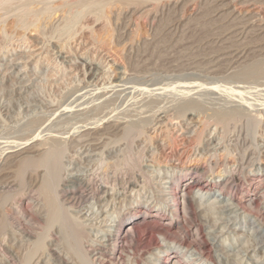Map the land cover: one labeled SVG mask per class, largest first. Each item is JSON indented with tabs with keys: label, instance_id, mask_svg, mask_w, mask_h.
<instances>
[{
	"label": "rangeland",
	"instance_id": "374dc122",
	"mask_svg": "<svg viewBox=\"0 0 264 264\" xmlns=\"http://www.w3.org/2000/svg\"><path fill=\"white\" fill-rule=\"evenodd\" d=\"M5 2L0 0V264H102L105 255V264L164 261L167 252L147 243L165 246L169 241L158 231L177 238L192 223L180 218L178 229L151 217L149 227H139L137 252H122L118 260L108 255L111 234L121 217L135 214L141 222L148 204L157 207L171 195V180L193 177L196 165L204 168L205 183L236 176L242 189L262 193L264 74L256 68L264 70V0H9V8ZM38 24L41 32L34 30ZM190 100L199 102L198 109L184 110ZM216 111L232 115L226 130L215 121ZM132 126L141 132L133 142L112 140ZM94 133L100 141H93ZM47 152L56 156L62 215L86 226L81 240L64 217L46 228L49 201L37 188L49 170L16 171L24 157ZM116 161L122 172L103 169ZM78 178L85 180V197L70 200L64 191ZM191 197L211 260L192 252L188 260L264 264V222L256 211L248 214L217 188L196 189ZM259 201L264 212V198Z\"/></svg>",
	"mask_w": 264,
	"mask_h": 264
},
{
	"label": "bare ground",
	"instance_id": "6f19581e",
	"mask_svg": "<svg viewBox=\"0 0 264 264\" xmlns=\"http://www.w3.org/2000/svg\"><path fill=\"white\" fill-rule=\"evenodd\" d=\"M5 1V0H4ZM81 1V0H80ZM9 0H6V7L9 8V5L8 3ZM13 4V3H11ZM0 6H2L0 4ZM5 6V5H4ZM11 7L10 8H13L12 6L13 5H10ZM16 6V4H15ZM14 6V7H15ZM18 9V8H17ZM25 9V7H24ZM11 10V9H10ZM9 10V11H10ZM27 10V9H26ZM50 10V9H49ZM4 11V9H3ZM16 11V10H15ZM22 11V10H20ZM19 11V12H20ZM14 12V11H13ZM17 13V12H16ZM15 13V14H16ZM21 14H24V13H21ZM26 14V13H25ZM24 14V15H25ZM27 15V14H26ZM25 15V16H26ZM47 15V14H46ZM35 17V16H34ZM46 17V16H45ZM25 18V17H24ZM99 19V18H98ZM3 20V19H2ZM24 19H22V22H23ZM73 21V20H72ZM98 21V20H97ZM32 25V24H30ZM73 25V24H72ZM40 25L38 24V26L36 27V30L37 32L40 31ZM30 30V29H29ZM41 32V31H40ZM257 65V63L255 64V66ZM260 66V64H259ZM257 65V67H259ZM263 66V65H262ZM252 68H254L253 66H251ZM250 67V68H251ZM256 68V67H255ZM260 68V67H259ZM259 68H256L258 74L261 72L262 75L264 74V70L263 72L259 69ZM264 68V66H263ZM262 68V69H263ZM259 69V70H258ZM247 70V69H245ZM244 70V72H245ZM254 70V69H253ZM92 72V71H91ZM250 72H254L251 71ZM256 72L255 75H256ZM253 74H251V77H253ZM261 73L259 75H261ZM250 74L247 73V75L250 76ZM257 74V75H258ZM258 75V76H259ZM242 76V75H241ZM246 76V74H245ZM250 77V78H251ZM193 101V100H192ZM189 102V101H187ZM191 102V100H190ZM198 101L196 103L195 102H191L189 104V107L188 108H184V110H187V109H198ZM187 104V103H185ZM201 105V104H199ZM191 107V108H190ZM221 108V107H220ZM224 108V107H223ZM200 109V108H199ZM182 111V109H179V111ZM231 110V109H230ZM179 112L182 114V112ZM185 112V111H184ZM234 112V111H233ZM237 114V113H236ZM214 115V114H213ZM231 116L229 114V112H224V111H216L215 112V121H217L218 123H221V125L223 124L224 125V129H225V126L227 125L228 121L231 120ZM234 117V116H233ZM40 118V117H39ZM41 120V119H40ZM43 120V119H42ZM38 122V121H37ZM230 122V121H229ZM232 122V121H231ZM236 122V121H235ZM35 124H37L35 122ZM116 124V123H115ZM128 124V123H127ZM132 124V123H131ZM112 126V124H110ZM119 125V124H118ZM222 125V126H223ZM117 126V124H116ZM131 126V125H130ZM228 126V125H227ZM113 127H114V124H113ZM120 127V126H118ZM116 127V128H118ZM135 127V126H134ZM133 126L132 127H129V128H126V130L123 131V133L121 135H118L119 137H114L112 138L113 141H116V140H120L121 138L126 140L127 143H131L133 142V139L134 137L136 136L137 134V131L136 129L134 128ZM34 128V127H33ZM106 128V126H105ZM228 128V127H227ZM122 129V128H121ZM99 130V129H98ZM106 130V129H105ZM108 130V129H107ZM110 130V128H109ZM120 130V129H119ZM226 130V129H225ZM97 131V130H95ZM108 132V131H107ZM112 132V131H111ZM139 132V131H138ZM87 133V131L85 132ZM98 133V131H97ZM105 133V132H104ZM113 133V132H112ZM141 132H139L140 134ZM96 133L93 134V141H100L102 137H98V136H94ZM103 134V133H102ZM109 134V133H108ZM116 134V133H115ZM90 135V134H89ZM92 135V134H91ZM90 135V136H91ZM97 135V134H96ZM110 135V134H109ZM108 135V136H109ZM67 136V135H66ZM89 136V137H90ZM107 136V135H106ZM138 136V135H137ZM26 137V136H24ZM86 137V136H85ZM110 137V136H109ZM112 137V136H111ZM88 138V137H87ZM136 138V137H135ZM83 139V138H82ZM135 140V139H134ZM92 141V142H93ZM108 142V141H107ZM46 143V142H45ZM45 143H43V146L45 145ZM48 143V142H47ZM81 143V142H80ZM87 143V142H86ZM96 143V142H95ZM105 143H106V140H105ZM111 143V141H110ZM51 144V143H50ZM85 144V143H84ZM93 144V143H92ZM91 144V146H92ZM113 144V143H112ZM117 144V143H116ZM55 145V144H54ZM59 145V144H57ZM80 145V144H79ZM86 145V144H85ZM107 145V144H106ZM110 145V144H109ZM13 147V146H12ZM107 146H105L106 148ZM54 148V147H53ZM48 150V149H47ZM55 150V149H54ZM60 151V150H59ZM56 152V151H55ZM229 153V152H228ZM45 154V153H44ZM40 155L38 157H32V156H27V157H24V160H22V162L20 163V166H19V170H16L18 171V174L21 176H23V174H25V172L28 170L29 168V171L30 169H34V171H36L37 169H39L40 167H45L46 170H49L48 171V174L45 175V177H43V180H42V185L39 186L37 188V191L39 190L40 193H43L46 198H47V201H49L47 203V206H48V221L46 222V228L47 229H50L51 226H53V224L57 221H60L61 220V217L63 218L64 217V214L62 215L61 213V210H64L60 207V203L57 201V199L55 198V193H57L55 190H57V182L58 180L60 181V177L58 175V172H57V169H56V165L54 164L55 163V159H56V156L53 153H50L48 154V152L46 153L47 155ZM230 158H232V155H229ZM210 157V156H209ZM23 158V157H22ZM126 158V157H125ZM229 158V157H228ZM234 158V156H233ZM21 159V158H20ZM120 160V159H119ZM127 160V159H126ZM124 161L126 163V165L128 164L127 161ZM18 161V160H17ZM121 161V160H120ZM131 161V160H130ZM129 159H128V162H130ZM224 161V160H223ZM104 163V162H103ZM108 163V162H107ZM110 163V162H109ZM116 161V163H112V164H106L103 169L107 170L109 168L114 169L115 171H120L119 170V167L121 168L120 164ZM105 164V163H104ZM123 164V163H122ZM198 164V163H197ZM221 164V162H220ZM223 164V163H222ZM102 165V164H101ZM100 165V166H101ZM129 165V164H128ZM195 167V174L193 177H190L186 180H181V178L177 179V178H173L170 182V189H171V192H169L170 196L167 197V198H164L163 200L161 201H158L159 204L157 207H155L157 204H154V205H151V204H148L147 205V209L146 210H150V211H144L143 213L144 214H147L148 216L142 218L141 222H138L137 221V218H136V215L135 214H130L128 217H121L118 221V224L117 226L115 227V230L113 231V234H111V241H112V245L110 248H109V257H113V258H116V260H118V258H120V254L122 252H125L126 254H130L131 251H133V253L137 252V247L139 246V243L141 242L142 240V232L140 231L139 227L141 226H148L149 225V220L151 217H157V220L158 222H161L163 225H169L171 227H178L179 229V226L180 225V218L184 221H188L192 224H190V228L189 230L187 231V233H183L184 235L181 234L180 237H177V238H173V236L171 237V235H169L168 233H166V230L165 232H160L158 231V234H156L155 236H153L152 238L155 240L156 236L159 237V236H162L164 238V240H168L169 241V244L163 246L161 244H156L153 246V244L151 242H153L151 239V241H149V243H147L148 245V248L150 247H153L154 249H158V253H165L167 252V258L164 260V261H159L157 264H194L193 261L191 260H188V258L186 257L188 252H192L194 253V255H198L199 258L203 261V260H211V259H208L210 258V256L208 255L209 253H207V249L208 247L210 246L209 245V241H207L206 239L203 240L202 236L205 234L204 232V226L203 224H198V222L196 223L197 221V207H196V204L194 202V199H192L191 195L193 193V191H195L196 189H198L199 191H209V190H212L214 188H217L218 190H220V192L222 194H228L230 195L231 199H238V203L239 205L245 209L246 212H248V214L250 213V211H256L257 213L255 214L254 217H256L259 221L261 222H264V212L262 210V207H261V202L259 201V197L262 196L264 198V189L261 192H256L255 190H252V189H242L241 188V185H240V182H239V179L238 177L236 176H232V178H226V179H223L221 181H214V182H210V183H205L201 178H202V175H204V168H202V166L200 165H196L194 166ZM205 167V165H204ZM100 168V167H99ZM127 168V167H126ZM211 168V167H210ZM59 169V168H58ZM117 169V170H116ZM208 169V168H206ZM96 171L94 172H97V169H95ZM236 170V169H235ZM234 170V171H235ZM110 171V170H109ZM117 171V172H118ZM127 171V170H126ZM233 171V170H232ZM46 172V171H45ZM113 172V171H111ZM116 172V173H117ZM122 172V171H120ZM107 173V172H106ZM232 173V172H231ZM17 174V173H16ZM108 174V173H107ZM119 174V173H118ZM131 174V172H130ZM129 174V175H130ZM43 175V176H44ZM122 175H125V174H122ZM133 175V174H132ZM110 175H108L109 177ZM117 176V175H116ZM128 176V175H127ZM126 176V177H127ZM79 177V176H78ZM84 177V176H82ZM89 177V176H88ZM105 177V175H104ZM107 177V179H108ZM115 177V176H114ZM131 177V176H130ZM180 177V176H179ZM73 178V177H71ZM86 178V177H85ZM106 178V177H105ZM122 177H120L121 179ZM124 178V177H123ZM89 179V178H88ZM111 177L108 179L110 180ZM251 179V178H250ZM10 180V179H9ZM71 181V179H69ZM74 185L72 187H67L64 191V192H67L66 194L70 196V200L72 199H76V198H84L85 197V193H84V189L82 190V188L84 187L83 184L85 182L84 179H81V178H78L77 180L74 179ZM115 180V179H114ZM119 180V179H118ZM118 180H115L117 181L116 184H118ZM123 180V179H122ZM131 181V179H129ZM137 180V179H136ZM146 180V179H145ZM105 181H107L105 179ZM113 181V180H112ZM110 181V182H112ZM126 181V180H125ZM130 181L126 182V183H130ZM72 182V181H71ZM121 184L119 183V185H122V181H120ZM137 182V181H136ZM150 182V180H149ZM37 183V182H36ZM115 184V182H113ZM134 183V182H133ZM89 184V183H88ZM108 184V183H107ZM115 184V185H116ZM131 184V183H130ZM113 185V187L115 186ZM124 185H125V182H124ZM128 186V184H126ZM104 186V185H103ZM127 186H125L127 188ZM243 186V185H242ZM253 184L252 182H250V187H252ZM261 186V185H260ZM87 187V185H86ZM124 188V187H123ZM258 188V187H257ZM260 188V187H259ZM262 188V187H261ZM88 189V188H87ZM104 189V187H103ZM169 189V190H170ZM98 190V189H97ZM96 191V190H95ZM127 191V189H126ZM125 191V192H126ZM59 192V191H58ZM65 194V195H66ZM89 194V193H88ZM96 194V193H95ZM66 196L65 197V201L66 199L68 198ZM92 195V194H91ZM94 195V194H93ZM57 196V194H56ZM67 197V198H66ZM93 197V196H92ZM45 198V199H46ZM89 198V197H87ZM49 199V200H48ZM201 199V198H200ZM68 200V199H67ZM69 200V201H70ZM86 200V199H85ZM80 201V200H79ZM82 201V200H81ZM88 201V200H87ZM68 202V201H67ZM74 202V201H73ZM85 202V201H84ZM161 202V203H160ZM59 203V204H58ZM71 203V201H70ZM69 203V205H71ZM75 203V202H74ZM74 203L73 206H74ZM49 204V205H48ZM65 204V203H64ZM63 204V206H64ZM80 204V202H79ZM163 204V205H162ZM162 206H164V208L166 209L165 210V213H163L164 211H160L162 210ZM223 208V207H222ZM225 208V207H224ZM227 208V207H226ZM211 210V208H209ZM169 210L170 213H171V217H169L168 215H166V211ZM67 211V210H66ZM63 212V211H62ZM209 212V211H208ZM68 214V213H67ZM254 214V213H253ZM66 217V216H65ZM63 218V221H67V218ZM70 219V218H69ZM151 220V219H150ZM153 220V219H152ZM151 220V221H152ZM202 220V219H201ZM69 221V220H68ZM67 221V226L68 227V230L71 231V233L73 235H75V238L77 239H80L82 237H85L86 236V226L82 225L81 223H78V220H76V222L72 221L70 219V223ZM156 221V220H155ZM62 222V221H61ZM69 223V224H68ZM194 223V224H193ZM260 223V222H259ZM140 224V226H139ZM159 224V223H157ZM160 224V225H162ZM156 225V224H155ZM63 226V225H62ZM157 226V225H156ZM187 226V225H186ZM149 227V226H148ZM161 227V226H160ZM166 227V226H165ZM182 227V226H181ZM147 228V227H146ZM155 228V226H154ZM158 228V227H157ZM187 228V227H186ZM168 229V228H167ZM171 229V228H170ZM158 230H160L158 228ZM145 231V230H143ZM155 231V230H154ZM48 232V231H46ZM146 232H148L146 230ZM150 232V231H149ZM154 235V232L153 234ZM68 236V235H67ZM130 241V243H129ZM148 241V240H147ZM129 243L130 245V249H129V246L128 244ZM154 243V242H153ZM142 245V244H141ZM144 245L145 242H144ZM151 245V246H150ZM212 248V247H211ZM107 250V249H106ZM132 253V252H131ZM150 253V252H149ZM107 254V252H106ZM119 254V255H118ZM134 256L136 254H133ZM192 255V254H191ZM131 256V254H130ZM108 257V256H107ZM171 257V258H170ZM212 258V257H211ZM101 259V258H100ZM106 260V255L105 257L102 259V261L100 263L102 264H105V261ZM112 260V259H111ZM141 259L137 260V264H143L142 261H140ZM159 260V259H157ZM65 262V261H64ZM68 262V261H67ZM66 262V263H67ZM108 262V261H107ZM64 263V264H66ZM68 264H70L68 262ZM108 264V263H107ZM124 264V263H123Z\"/></svg>",
	"mask_w": 264,
	"mask_h": 264
}]
</instances>
